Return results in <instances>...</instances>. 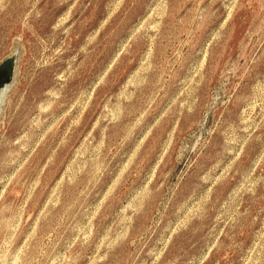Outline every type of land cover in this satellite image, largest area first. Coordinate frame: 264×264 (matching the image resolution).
Wrapping results in <instances>:
<instances>
[{"label": "rangeland", "instance_id": "obj_1", "mask_svg": "<svg viewBox=\"0 0 264 264\" xmlns=\"http://www.w3.org/2000/svg\"><path fill=\"white\" fill-rule=\"evenodd\" d=\"M0 67V264H264V0H0Z\"/></svg>", "mask_w": 264, "mask_h": 264}, {"label": "water", "instance_id": "obj_2", "mask_svg": "<svg viewBox=\"0 0 264 264\" xmlns=\"http://www.w3.org/2000/svg\"><path fill=\"white\" fill-rule=\"evenodd\" d=\"M19 53V48L16 46L12 49L11 54L9 55L8 62L13 64L15 62L16 56ZM12 70V69H11ZM11 70H8L5 74L3 72V67H0V84L2 83L3 79L8 80L10 77Z\"/></svg>", "mask_w": 264, "mask_h": 264}]
</instances>
